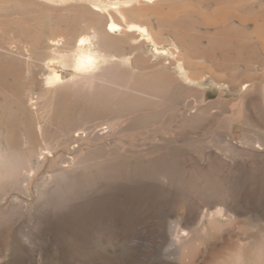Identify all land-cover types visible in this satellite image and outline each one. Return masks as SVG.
<instances>
[{
    "label": "rangeland",
    "instance_id": "rangeland-1",
    "mask_svg": "<svg viewBox=\"0 0 264 264\" xmlns=\"http://www.w3.org/2000/svg\"><path fill=\"white\" fill-rule=\"evenodd\" d=\"M0 3V264H264V0L137 1L159 49L84 89L44 60L91 5Z\"/></svg>",
    "mask_w": 264,
    "mask_h": 264
},
{
    "label": "bare ground",
    "instance_id": "bare-ground-1",
    "mask_svg": "<svg viewBox=\"0 0 264 264\" xmlns=\"http://www.w3.org/2000/svg\"><path fill=\"white\" fill-rule=\"evenodd\" d=\"M48 1L55 2L56 0H48ZM60 1H63V4H64L69 0H60ZM80 1H84L86 3H89L92 6V7L91 6L84 7V13H85V16H86V14H87V16L86 17L84 16L81 20L76 19L77 20L76 24L67 26L68 28H65L66 30H64V31H60L58 33L56 31L54 33V36L51 39H50V37H48L49 41H48V38L46 39L49 42L48 44L50 45L49 46L47 44L49 46L48 48L51 49V50H48V48H47V51H51V53H49L50 54V55L48 54L49 57L44 60L45 61L44 64H46V67L48 69V76H47L46 81H45L47 86H58V85H61L63 83H72L73 86L82 87L84 89V87H86V86H91V85L95 86L96 83H98V82L99 83L100 82H106V83L112 84L114 82V80H116L118 78V77H116L117 75H119L118 74L119 71L117 72V75H116V70H117L118 66L122 67V65H126V67L127 66L129 67V66H133L135 64L134 63L135 57H132V55L134 54V52L136 50L139 51V49L145 45L152 46L156 51L159 49L158 48L159 47V41H158L157 37L150 31L148 26H146L143 22H141L139 20V19H141L142 16H144V15H142L143 14L142 11L140 10V8L133 6L137 1L139 3V1H141V0H117L116 3H110L108 0H80ZM145 1L148 2L150 0H145ZM11 2H12V0H11ZM46 2L47 1H45V3ZM2 3H4V2H2ZM58 4H60V3H58ZM16 5L18 6V4H16ZM16 5H14V6H16ZM22 5L24 6V4H22ZM69 5L70 4H68L67 6H69ZM19 6H21V5H19ZM71 7H74L77 9V7L75 5L70 6V9H72ZM68 12L70 13L69 8H68ZM28 13H31V12H28ZM44 15H45V13H44ZM82 16L83 15H81V17ZM44 17H43V19H44ZM69 18L71 19V17H69ZM39 20H40V18H39ZM64 20H65V22L67 21L66 19H64ZM65 22L63 21V23H65ZM145 23H146V21H145ZM57 24L58 25L62 24V22L57 23ZM66 25H69V24H66ZM79 25L83 26V28H81V26H80V28L83 30L80 29V31L78 32L77 27ZM40 26H41V24H40ZM59 27L62 28V26H59ZM54 28H55V25H54ZM23 32H25V31H23ZM23 34L24 33H22V35ZM40 34H39V36L35 34L36 37H34V38L36 39V41L40 40L41 42H39V41L38 42L41 44V43H44V41L42 42V39H40V38H42V37H40ZM37 36L39 37V39ZM50 36H52V35H50ZM141 37L144 39L140 40ZM25 39L27 40L28 38L25 36ZM25 39L24 38L22 39V41H24V44L27 43ZM43 39L45 40V38H43ZM95 40H97V42ZM11 41H12V43L13 42L17 43L16 39L11 40ZM28 41L31 43L30 40H28ZM32 41H33V39H32ZM47 41H46V43H47ZM18 42H20V40H18ZM38 42L36 44L32 42L36 46L31 43L33 46L31 45L30 47L35 46V48L39 49V46H40V48H41L42 45L38 44ZM136 42H138V43H136ZM20 44H21V42H20ZM24 44H21L22 47L24 46ZM126 45H129L130 48L128 47L129 49H127ZM26 46H27V44H26ZM27 47H29V46H27ZM44 47H46V45ZM38 49H36V51ZM13 50H15V49H13ZM18 50H22V51H19V53L20 52L24 53V51H25V50L21 49V47ZM32 50H34V48ZM41 50L45 51L46 49L44 50L41 48ZM41 50H38V52L40 51V54L38 52H36V53L41 55ZM31 52H32V56L34 57L33 51H31ZM44 53H46V51L43 52V54ZM171 53H173V52H171ZM28 54H30V49L27 50V55ZM38 54H35V57ZM139 56L137 58H139ZM137 64H138V61H137ZM136 68L139 69L140 67L138 66ZM128 69H130V67ZM180 69H181L180 74L185 76L186 80L192 81V79H190V77L187 76V74H185L186 73L185 71L187 69L185 70V67H182V66ZM123 71H125V70H123ZM121 79H122V77H121ZM119 80H120V77H119ZM115 83L117 84V82H115ZM100 84L103 85L104 83H100ZM106 85H108V84H106ZM106 85L104 84L105 87H106ZM122 85L123 84H121V86ZM97 86H96V88H97ZM100 87H102V86H100ZM108 87H110V85H108ZM123 87H124V85H123ZM118 88H120V87H118ZM6 165L10 166V167L8 169H6ZM22 170H23V168H21L19 164H16L11 160L9 161V159H7V157L4 158V156H2V154H0V180L2 178V175L10 173L9 176L12 179L17 181L21 175ZM221 215L220 216L223 217L224 214H221ZM183 234H185V233H183ZM184 236L185 235H183V237ZM185 237H187V236H185ZM173 238H174L175 242H177V241L180 242V240H181L180 238H182V232H181L180 228L177 227V229H175ZM227 244H228V242H227ZM232 244H234V243H232ZM224 245H226V244H224ZM228 246H229V244H228ZM228 246H226V247H228Z\"/></svg>",
    "mask_w": 264,
    "mask_h": 264
}]
</instances>
